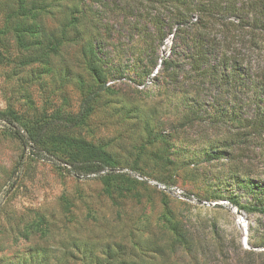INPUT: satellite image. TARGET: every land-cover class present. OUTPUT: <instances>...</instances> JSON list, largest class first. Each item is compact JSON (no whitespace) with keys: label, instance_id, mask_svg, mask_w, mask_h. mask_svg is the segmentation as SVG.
Here are the masks:
<instances>
[{"label":"rangeland","instance_id":"1","mask_svg":"<svg viewBox=\"0 0 264 264\" xmlns=\"http://www.w3.org/2000/svg\"><path fill=\"white\" fill-rule=\"evenodd\" d=\"M47 2L61 45L39 62L13 41L0 0V112L57 158L0 120V264H264V132L227 120L223 88L189 77L192 33L175 5ZM81 38L106 60L102 83ZM80 140L104 152L99 173L66 165L87 157Z\"/></svg>","mask_w":264,"mask_h":264},{"label":"trees","instance_id":"2","mask_svg":"<svg viewBox=\"0 0 264 264\" xmlns=\"http://www.w3.org/2000/svg\"><path fill=\"white\" fill-rule=\"evenodd\" d=\"M157 1L173 3L176 23L182 25L181 31L192 33L189 77L198 79L201 83L204 81L211 86L223 88L221 89L227 94V120H235L244 128L248 127L259 134L264 132V0ZM211 2L214 3L212 8L209 6ZM48 4L47 0H5L4 3L3 19L5 25L12 31L13 41L25 50L31 51V59L39 62L61 45L45 24L44 17ZM193 15L194 22H188L187 18L191 19ZM214 24L218 26L216 31L219 32V38L211 30L210 25ZM232 28L236 29L235 36L228 32ZM234 37L238 39L236 41L238 48L234 44ZM82 40L83 38L79 41L80 51L86 69L98 83H102L107 73L106 60L97 58L92 46ZM241 49H245V52H241ZM254 52L256 59L252 58ZM214 53L218 55L215 57ZM94 94L95 90L84 96L83 113L86 114L90 109V101ZM248 107H252L253 110L250 115L246 110ZM80 118L76 116L74 121ZM0 120L4 121L5 127L14 138L25 147L29 144L32 154L57 162V158L42 152L38 140H28L21 134L10 114L0 112ZM75 143L79 145L80 152L87 157L66 162L71 172L75 175H89L102 171L101 161L104 152L83 140ZM184 242L186 243V240ZM151 252L154 254L155 250ZM150 258L147 263L142 261L131 264H155L153 257ZM196 260L199 262L198 258ZM197 262L196 264H199Z\"/></svg>","mask_w":264,"mask_h":264}]
</instances>
